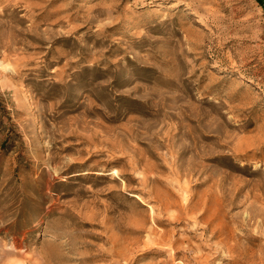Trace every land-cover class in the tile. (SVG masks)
Listing matches in <instances>:
<instances>
[{
    "label": "rangeland",
    "instance_id": "obj_1",
    "mask_svg": "<svg viewBox=\"0 0 264 264\" xmlns=\"http://www.w3.org/2000/svg\"><path fill=\"white\" fill-rule=\"evenodd\" d=\"M250 190L264 0H0V264H264Z\"/></svg>",
    "mask_w": 264,
    "mask_h": 264
},
{
    "label": "bare ground",
    "instance_id": "obj_2",
    "mask_svg": "<svg viewBox=\"0 0 264 264\" xmlns=\"http://www.w3.org/2000/svg\"><path fill=\"white\" fill-rule=\"evenodd\" d=\"M199 22L202 24V25H205V21L204 20H199ZM114 176L117 175V172L114 170ZM250 199H246L244 200L241 204H246V207L249 208L250 212L248 214V220L246 221L245 225L246 226H250L252 227L254 225V223H256L257 225L260 224V222H258V215H263L264 216V208L263 206H261V204L258 202L260 199H264V198H260V197H254L253 195V192L252 190H250ZM264 236V234H263ZM258 239L262 238L261 236L260 237H257ZM257 239L255 238H252V237H248V241H250V243L252 244H255L254 242L256 241ZM257 244V243H256ZM117 260H113L112 262H110V264H114L116 263ZM56 261L54 259L53 256H51V259H50V264H55Z\"/></svg>",
    "mask_w": 264,
    "mask_h": 264
},
{
    "label": "trees",
    "instance_id": "obj_3",
    "mask_svg": "<svg viewBox=\"0 0 264 264\" xmlns=\"http://www.w3.org/2000/svg\"><path fill=\"white\" fill-rule=\"evenodd\" d=\"M258 1V0H257ZM260 1V0H259Z\"/></svg>",
    "mask_w": 264,
    "mask_h": 264
}]
</instances>
